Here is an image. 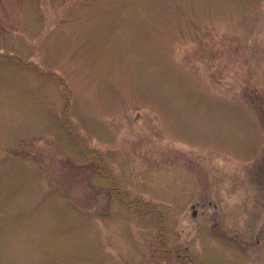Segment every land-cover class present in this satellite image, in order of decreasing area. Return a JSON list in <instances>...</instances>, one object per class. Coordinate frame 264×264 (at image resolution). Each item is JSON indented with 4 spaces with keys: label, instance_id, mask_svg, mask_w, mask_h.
Here are the masks:
<instances>
[{
    "label": "rangeland",
    "instance_id": "obj_1",
    "mask_svg": "<svg viewBox=\"0 0 264 264\" xmlns=\"http://www.w3.org/2000/svg\"><path fill=\"white\" fill-rule=\"evenodd\" d=\"M0 264H264V0H0Z\"/></svg>",
    "mask_w": 264,
    "mask_h": 264
},
{
    "label": "trees",
    "instance_id": "obj_2",
    "mask_svg": "<svg viewBox=\"0 0 264 264\" xmlns=\"http://www.w3.org/2000/svg\"><path fill=\"white\" fill-rule=\"evenodd\" d=\"M3 60H6V59H3ZM7 61H8V60H7ZM73 155H76V154H73ZM84 155H86V154H79V155L77 154V156H81L82 160H83V158H84ZM99 173H100V172H96L95 175L99 177ZM95 175H93V176L91 177L93 180H96V179H95ZM100 175H101V174H100Z\"/></svg>",
    "mask_w": 264,
    "mask_h": 264
}]
</instances>
